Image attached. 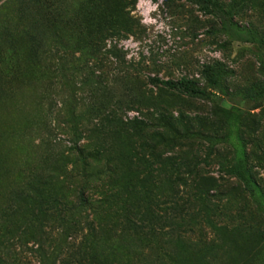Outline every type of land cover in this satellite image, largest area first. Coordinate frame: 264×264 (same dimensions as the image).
Instances as JSON below:
<instances>
[{"label": "rangeland", "instance_id": "374dc122", "mask_svg": "<svg viewBox=\"0 0 264 264\" xmlns=\"http://www.w3.org/2000/svg\"><path fill=\"white\" fill-rule=\"evenodd\" d=\"M207 2L0 0V264H264V0Z\"/></svg>", "mask_w": 264, "mask_h": 264}, {"label": "trees", "instance_id": "16d2710c", "mask_svg": "<svg viewBox=\"0 0 264 264\" xmlns=\"http://www.w3.org/2000/svg\"><path fill=\"white\" fill-rule=\"evenodd\" d=\"M187 2L200 5L203 10H207L209 7L207 0H187ZM202 72L208 82L212 84L216 82L214 75L210 72V70L207 67H205ZM148 81L154 87L165 88L180 95L192 97V96H201L205 94L202 90L195 87L194 82L192 80L186 77H181L180 79L177 80H171V79L164 80L157 76H154V77H149ZM75 177L76 178L80 177L82 181H85L92 179L93 175L91 173L79 171L75 174ZM81 189L82 188H80L76 192V194L73 196L72 199L65 200L64 205L71 206L73 202H75L77 206L83 205L86 207L93 208L96 206V203L100 202V199L93 198L88 193V190L82 191ZM92 190L95 191V188H92Z\"/></svg>", "mask_w": 264, "mask_h": 264}]
</instances>
